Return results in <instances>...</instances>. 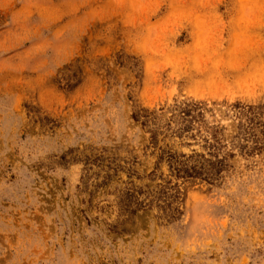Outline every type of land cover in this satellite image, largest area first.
Returning a JSON list of instances; mask_svg holds the SVG:
<instances>
[{
  "label": "rangeland",
  "instance_id": "374dc122",
  "mask_svg": "<svg viewBox=\"0 0 264 264\" xmlns=\"http://www.w3.org/2000/svg\"><path fill=\"white\" fill-rule=\"evenodd\" d=\"M0 264H264V0H0Z\"/></svg>",
  "mask_w": 264,
  "mask_h": 264
}]
</instances>
